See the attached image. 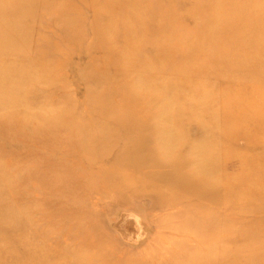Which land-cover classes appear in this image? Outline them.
Returning a JSON list of instances; mask_svg holds the SVG:
<instances>
[{"label": "rangeland", "instance_id": "374dc122", "mask_svg": "<svg viewBox=\"0 0 264 264\" xmlns=\"http://www.w3.org/2000/svg\"><path fill=\"white\" fill-rule=\"evenodd\" d=\"M0 264H264V0H0Z\"/></svg>", "mask_w": 264, "mask_h": 264}, {"label": "bare ground", "instance_id": "6f19581e", "mask_svg": "<svg viewBox=\"0 0 264 264\" xmlns=\"http://www.w3.org/2000/svg\"><path fill=\"white\" fill-rule=\"evenodd\" d=\"M143 132L145 133V134H147V131L144 129L143 130ZM143 143H144V141H143ZM143 146V145H142ZM165 167H166V165H165ZM166 169H167V171H168V173H167V171H166V173H165V175H163L162 176V180H161V182H163V184H167L168 182H165L164 180H166L165 178H167L168 176H170L171 178H172V183H173V185H175L176 186V181L178 182H183L184 180H185V176H183V178L182 177H179V180H178V178L176 179V173L174 172L175 170L172 168V166H168L167 165V167H166ZM149 178V177H148ZM182 178V179H181ZM158 180V179H157ZM160 181H157V182H155L153 185H158L157 183H161ZM156 195H157V198H158V200H161V201H165V200H163L162 199V196H161V194L160 193H155Z\"/></svg>", "mask_w": 264, "mask_h": 264}, {"label": "water", "instance_id": "95a60500", "mask_svg": "<svg viewBox=\"0 0 264 264\" xmlns=\"http://www.w3.org/2000/svg\"><path fill=\"white\" fill-rule=\"evenodd\" d=\"M127 222H132V220H131V219H126L124 225H122V228H123V229H127V228H125V224H126ZM135 222H137V221H133V223L136 225ZM133 223H132V226H133V228H134V224H133ZM127 230H129V229H127ZM131 230H132V229H131ZM137 232L139 233V229H138ZM124 237L127 239V237H126L125 235H124Z\"/></svg>", "mask_w": 264, "mask_h": 264}]
</instances>
